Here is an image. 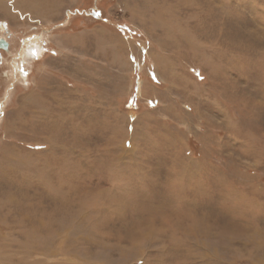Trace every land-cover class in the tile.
<instances>
[{"label":"rangeland","instance_id":"374dc122","mask_svg":"<svg viewBox=\"0 0 264 264\" xmlns=\"http://www.w3.org/2000/svg\"><path fill=\"white\" fill-rule=\"evenodd\" d=\"M0 38V264H264V0H0Z\"/></svg>","mask_w":264,"mask_h":264},{"label":"water","instance_id":"95a60500","mask_svg":"<svg viewBox=\"0 0 264 264\" xmlns=\"http://www.w3.org/2000/svg\"><path fill=\"white\" fill-rule=\"evenodd\" d=\"M0 51H8V42L3 38H0Z\"/></svg>","mask_w":264,"mask_h":264},{"label":"bare ground","instance_id":"6f19581e","mask_svg":"<svg viewBox=\"0 0 264 264\" xmlns=\"http://www.w3.org/2000/svg\"><path fill=\"white\" fill-rule=\"evenodd\" d=\"M28 50H30V49H28ZM31 52L33 53V50H30V53H31ZM27 53H28V52H27Z\"/></svg>","mask_w":264,"mask_h":264},{"label":"flooded vegetation","instance_id":"af4514ba","mask_svg":"<svg viewBox=\"0 0 264 264\" xmlns=\"http://www.w3.org/2000/svg\"><path fill=\"white\" fill-rule=\"evenodd\" d=\"M6 40V39H5ZM7 41V40H6ZM8 46H9V44H8Z\"/></svg>","mask_w":264,"mask_h":264}]
</instances>
